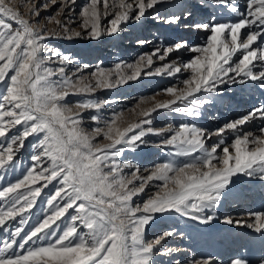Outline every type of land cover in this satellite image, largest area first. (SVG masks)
Instances as JSON below:
<instances>
[{
    "label": "snow or ice",
    "instance_id": "6c2138e0",
    "mask_svg": "<svg viewBox=\"0 0 264 264\" xmlns=\"http://www.w3.org/2000/svg\"><path fill=\"white\" fill-rule=\"evenodd\" d=\"M215 2L229 6L239 19L227 23L217 22L215 17L209 22L195 21L191 5L182 0H89L80 12V27L93 40L103 34H117L122 25L140 22L146 16L168 25L189 21L185 27L206 34L204 43L188 49L195 56L187 62L173 59L144 71L151 69L154 57L167 61L172 53L185 49L187 42L179 41L156 47L133 64L116 65L114 81L112 71L99 69L91 73L93 85L77 75L82 68L73 73L75 79L68 76L64 66L72 62L71 58L43 43L53 37L71 40L82 35L57 18L65 8L71 11L76 0H65L56 16L49 18L57 26L50 32L38 30L31 21L32 16L39 15L36 5L28 7L29 18L21 15L20 8L31 4V0H21L15 8L11 0H0V84L4 85L0 93V175L16 167V156L29 137L38 138L25 174L0 189V230L8 234L6 240L0 241V264H154L162 242L174 234L167 231L152 240L145 239L147 226L157 214L176 213L207 225L216 218L215 210L233 177L242 175L264 181V126L259 135L242 131L248 122L264 120V106L214 132L195 124L182 123L178 128L168 125L159 130L150 126L152 113L158 109L171 108L188 117H200V110L222 86L258 81L264 88V0H245L244 11L235 6L234 0ZM164 5L176 11L162 15ZM108 16L112 19L104 27L101 20ZM258 40L262 42L257 43ZM48 52L51 55H46ZM238 52L240 55L234 60ZM56 62L57 68L47 66ZM257 67L261 69L258 72L254 70ZM182 73L188 74L179 80L182 87L173 85L164 90L173 97L171 100L140 111L138 115L144 119L125 127L120 126L122 112L113 113L109 119L100 114L106 102H78L73 106L75 111L62 103L69 95L111 88L142 74L178 77ZM54 76L58 79L53 80ZM177 102L183 107L172 108ZM86 110L96 113L90 117V129L84 126L82 113ZM13 129L16 134L9 135ZM226 131L235 134L231 144L225 145L222 138L211 148L206 145L207 139ZM147 134L164 136L162 146H170L174 150L172 156L187 159L168 160L145 168L147 175L140 174L139 167L122 162L120 157L126 150L136 151L147 143L143 139ZM101 137L106 143L96 142ZM128 168L135 170L129 175L124 172ZM54 181L57 187L42 209L44 218L25 231L43 189ZM153 181L161 182L154 185L157 191L142 204L134 203V198L145 193ZM70 209L73 213L61 232L57 222L66 218ZM206 212L212 214L205 215ZM250 215H254V222L226 218L223 223L247 227L264 237V213ZM17 217V226L12 228ZM172 251L167 249L161 254L170 255ZM192 264L213 261L200 259ZM230 264L250 262L236 257ZM259 264H264V257Z\"/></svg>",
    "mask_w": 264,
    "mask_h": 264
},
{
    "label": "rangeland",
    "instance_id": "374dc122",
    "mask_svg": "<svg viewBox=\"0 0 264 264\" xmlns=\"http://www.w3.org/2000/svg\"><path fill=\"white\" fill-rule=\"evenodd\" d=\"M65 0H56V3H51V0H31L28 4L20 8L21 15L24 18L28 17V7L32 4L36 5L39 10L38 16H32L31 21L36 24L38 30L50 32L57 28L55 22H49L50 17H55L56 13ZM89 0H76L75 5L71 6V11L68 8L64 9V13L57 17L73 31H80V37L71 40L63 38H50L43 43L50 49L59 51L61 54L71 58V63L65 65V72L68 76H73L77 73L78 68L83 71L77 75L83 76L86 82L93 85L95 80L91 73L103 69L112 71L111 79H116V65H127L135 63L142 55L151 54L156 47L173 45L179 41H186L185 49L178 53H172L167 61L154 59L151 67L145 68L144 71H151L162 66L166 62L177 59L178 62H187L195 56L188 49L192 46H199L204 43L206 34L187 28L184 25L189 21L182 20L178 25H168L158 23L152 16H146L140 22L131 21L126 25H122V31L114 35L103 34L98 39H91L87 36L84 30L80 27L82 7ZM181 2V0H175ZM183 3L191 5L194 11V20L200 22H209L215 17L217 22H232L239 19L235 13L230 11L229 6L218 4L215 0H182ZM235 6L244 11L246 8L245 0H234ZM12 6L15 8L21 4V0H11ZM47 5V7H45ZM103 8L102 3L99 5ZM176 11L167 5L161 6V14H170ZM69 15L71 20H69ZM112 16H108L101 20L104 27L108 26ZM38 21V23H36ZM17 27L14 24V28ZM146 41L144 44H138L137 41ZM262 41L258 40L257 43ZM255 47V45H253ZM46 55H51L50 52ZM238 52L233 57L236 60L239 57ZM87 67H84V66ZM51 68L59 67L58 62L49 63ZM124 69L122 68V71ZM260 71L259 67L254 69ZM130 74V70H127ZM12 73H9L11 75ZM188 74L182 73L178 77L168 76H146L141 75L138 79L128 81L127 83L117 85L107 89H97L89 94H73L65 98L62 103L73 107L78 102H106L101 110V115L105 119L111 118L113 113H123V121L120 122L121 127L127 126L128 123L144 119L138 113L142 110H147L153 107L156 103H163L171 100L173 97L166 94L164 90L169 86L178 85L179 80L186 78ZM53 80L58 77H52ZM4 85L0 84V93H3ZM207 95V94H199ZM139 105V107H137ZM264 106V88L260 87V82L247 81L244 84H234L222 86L219 93L213 96L211 102L201 109V116L198 118L188 117L182 113L175 112L169 109H158L152 113V124L154 129H163L168 125L177 127L180 124H195L208 132H214L229 121L240 118L246 115L254 108ZM183 107L177 102L172 108ZM133 111H129V110ZM75 111V108L73 107ZM96 114L94 110H86L82 113L84 126L91 128L93 121L90 119ZM264 126V120L256 119L248 122L243 126L242 131L252 132L259 135V129ZM20 126H17L19 128ZM144 127H149L145 125ZM16 134V129H13L9 135ZM172 133H165V136H170ZM164 136L147 134L143 139L147 143L141 145L136 151L126 150L120 157L122 162H129L141 169L142 175H147L143 170L151 169L155 165L174 160L181 162L186 157L172 156L174 151L170 146H162L161 141ZM223 138L224 144H231L235 138V134L231 131H226L222 136L213 135L207 139L206 145L211 148L212 145L218 144ZM38 142L37 137H29L25 141V146L16 156V167L9 169L7 174L0 175V189L8 184L15 182L21 178L31 164V156L36 152L33 147ZM99 143H106L101 138H97ZM223 147V145H221ZM251 147V146H250ZM219 151V150H218ZM135 168L125 169L124 172L129 174ZM43 183V181L41 182ZM160 181L151 182L150 186L145 189V193L134 198V203H143L148 196L153 195L157 189L155 184ZM39 186V185H37ZM57 187V182L54 181L47 188L43 189L41 197L38 198L37 204L31 210V215L28 217L29 223L25 227V231L35 225L39 220L44 218L42 209L46 208V200L48 196L54 194ZM3 201H0L2 205ZM73 210H69L66 218L57 223L61 224L60 231H63L64 223L70 220V214ZM255 213H264V181L257 177L249 178L246 176L233 177V183L222 194V199L215 210V219L207 225H201L198 222L187 220L176 213L157 214L156 219L147 226L145 239L152 240L164 232L172 231L174 234L167 237L162 242V247L154 256V264H192L193 260L211 259L213 264H230L231 260L240 257L250 262V264H259V261L264 257V237L261 234L254 232L247 227L237 226L235 224L228 225L223 223L224 219L231 218L241 220L243 222H254ZM211 212H206L205 215H211ZM27 215V214H25ZM19 217L13 221L11 226H17ZM80 231H85L80 229ZM8 234L0 230V241L6 240ZM44 241L43 243H47ZM167 249H172L170 255H162L161 253Z\"/></svg>",
    "mask_w": 264,
    "mask_h": 264
}]
</instances>
